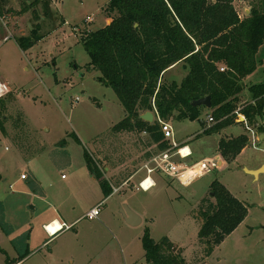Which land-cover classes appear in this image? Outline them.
I'll use <instances>...</instances> for the list:
<instances>
[{
	"label": "rangeland",
	"instance_id": "obj_1",
	"mask_svg": "<svg viewBox=\"0 0 264 264\" xmlns=\"http://www.w3.org/2000/svg\"><path fill=\"white\" fill-rule=\"evenodd\" d=\"M109 1L52 0V18L42 21L40 34L43 37L26 50L19 46L17 38L30 33L34 21L32 12L18 13L22 8L21 0H10L4 14H0V35L7 32L14 35L0 47V78L10 87L8 92L0 95L5 99V107L1 112L5 118V129L0 127V173L3 176L0 181V199H3L5 217L9 223L17 228L24 224L32 228V249L38 248L43 234L46 235L40 220L48 211V204L36 194H41L43 190L53 192L55 194L51 195L54 196V203H58L61 196L68 197L67 185L70 181H77L76 192L87 188L85 176L81 172L72 174L69 160L74 159L77 171L84 169L85 151L98 156L102 147L99 141L107 138L111 127L126 115L114 89L103 84L98 79L100 72L90 67V56L82 39L108 22L110 14L106 7ZM253 1H234L241 17L249 13ZM258 56L261 63L244 80L246 88L240 95L238 109L252 98L248 87L264 80V44ZM186 74L187 67L181 62L170 68L165 78L180 82ZM207 111L204 110L201 121L165 120L172 125L176 140L198 131L188 143L193 145L195 159L200 166L196 179L190 185L184 186L177 180L169 183L170 178L167 177L168 180L162 179L157 185L144 190L139 186L142 173H138L109 202L117 211V201L126 199L131 208L143 217L142 225L131 230L133 232H125L130 238L128 244L121 238L123 264H131V255L136 264H151L145 259L142 243L146 228L155 240L169 236L181 248L188 263L264 264V173L255 177L246 170L257 169L264 162V138L261 137L264 134V116L252 125L255 134L259 136L254 145L253 134L242 122V115H237L235 123L219 132L203 133L216 123L207 120L210 115ZM17 118L22 119L23 124L16 125ZM241 134L248 135L249 143L237 159L225 166H222L220 160L218 167L207 171L208 156L219 152L220 139ZM142 136L145 137L144 133L138 134L135 131L116 136L121 139L122 142L118 144H122L119 147H123L126 154L117 152L126 158V163L108 174L109 178L129 168L135 170L145 161H140L146 151V147L141 144ZM112 137L115 135L112 134ZM108 149L114 152L117 148L108 146ZM131 159L136 160L135 165ZM24 172L27 179L20 177ZM157 172L163 174L159 170ZM62 174L67 179H62ZM214 180L222 182L240 199L247 206L248 214L214 252L206 256V244L198 239L201 225L198 206L204 197L213 196L210 185ZM50 184L52 186L48 187ZM114 190H119V187ZM65 208L68 209L66 205ZM117 216L121 217L120 213ZM90 221L84 218L79 227L83 230L87 226L88 229L93 228L94 224ZM70 231L59 240L51 239L43 248L36 249L34 255L27 261L26 258L22 264H45L47 258L44 255L49 254L50 248H55L59 241L65 247L61 253L57 252V256L69 253L74 263L54 259L52 264H91L88 257L96 256L98 251L89 248L90 243L84 238L83 232L78 241L73 234L75 230ZM116 233L123 236L119 230ZM48 238L47 235L44 239ZM102 239L97 237L92 244H100ZM12 246L0 228V264H7L8 258L16 256ZM122 255L118 252L115 264H122Z\"/></svg>",
	"mask_w": 264,
	"mask_h": 264
},
{
	"label": "trees",
	"instance_id": "obj_2",
	"mask_svg": "<svg viewBox=\"0 0 264 264\" xmlns=\"http://www.w3.org/2000/svg\"><path fill=\"white\" fill-rule=\"evenodd\" d=\"M234 1H109L106 7L110 14L108 22L82 38L90 56V67L100 72L98 79L103 84L114 89L126 111L124 118L111 127L100 144L109 143L108 146L118 149L116 144L122 141L117 135L146 131L141 140L146 151L141 159H149L166 150L170 142L164 138L155 108L159 117L167 121H201L204 110H208L206 113L216 122L203 131L208 134L235 123L234 112L240 107V95L246 88L244 80L261 63L258 54L264 44V0H254L245 17L240 16ZM9 3L10 0H0V14H4ZM21 5L18 13L31 11L34 20L30 33L17 38L19 46L26 50L43 37L40 34L42 21L52 18V0H21ZM181 62L187 67L186 76L180 82L167 80L165 73ZM248 89L252 98L242 105L240 112L252 127L264 116V80L252 83ZM207 95L212 99L210 109L192 104L193 100ZM4 107L5 99L0 97V127L3 130L5 118L1 112ZM146 111L155 113L154 121L141 117ZM15 122L23 124L20 118ZM248 143L247 134L221 138L218 151L231 163ZM84 156L89 171L108 196L112 187L101 161L87 151ZM114 160L115 164H120L126 158L119 155ZM133 171L129 168L120 172L115 182L120 184ZM2 178L0 173V180ZM210 191L213 196L210 193L198 206L201 220L198 239L206 244V256H210L248 214L247 206L219 180L211 183ZM0 228L7 235L14 232V226L6 220L2 200ZM29 239V230L11 238L18 255L8 258L7 264H22L32 252ZM142 243L145 259L151 264H192L185 260L181 248L169 236L155 240L146 228Z\"/></svg>",
	"mask_w": 264,
	"mask_h": 264
},
{
	"label": "crops",
	"instance_id": "obj_3",
	"mask_svg": "<svg viewBox=\"0 0 264 264\" xmlns=\"http://www.w3.org/2000/svg\"><path fill=\"white\" fill-rule=\"evenodd\" d=\"M31 29H32V27L30 28V30ZM0 80L5 82V80H3L1 78H0ZM201 131H202V129H201ZM197 133H198V131L194 132L192 134H189L186 137L178 138L177 141L178 142H186L188 144L193 139V136L196 135ZM261 137L264 138V134ZM188 145L190 146V148L192 150V155L189 156L188 158H185L184 160L189 164L197 163V161H196L197 159H195V157H196L195 156V149H194L192 144H188ZM101 146L102 147L99 149L98 156H94V155L93 156L96 159H98L99 161H101V163H102L101 167H103L104 174L110 180L112 192L108 196H106L104 194L103 190L101 189L99 181L89 171V168L87 166L85 159L83 161L84 169L82 168L81 171H77V168L75 167L74 159L69 160V162L71 163L70 169L72 171V174L77 175V173L81 172V174L83 176H85L86 185L88 187L85 189H82V190H78L76 192V188H77L76 182L77 181L75 179L70 181L69 184L67 185L68 186L67 194H69L68 197H62L61 196L62 199L60 201L58 200V203H54V199H53L54 196H52V195H54L55 193L53 194V192H51V193L50 192H44V190H43L42 192H40L41 194H38V193L36 194V196L41 201H44L48 204V207H47L48 211H46L45 215L41 218L42 220H40V222L42 223L41 227L43 228V230L46 234V235L43 234V237L41 238V240L44 239L47 235L49 237L48 239H44L42 241L40 240L38 248H36V249L43 248L47 244V242L50 241L51 239H53V241L59 240V238L61 236H63L67 232H71L70 230L74 229L75 232H73V234H75L76 240L79 241V236L83 232L84 238H86L87 241L90 243L89 248H92V249H95L96 251H98L96 256L88 257V259H89L88 261L91 264H113L114 259H117V257H118L117 256L118 252L121 253V255L123 254L122 259H120V261L122 260V264H123V262H124V248L122 246L121 238L124 242H126L128 244L130 242V238L127 235V233H125V232L135 230V228H137L139 225H142L143 217H141L137 212L134 211L133 208H131L129 203L126 202L127 201L126 199H124L125 201L124 200H118L117 201V202H119L118 203L119 207L117 208V211L114 210V207L111 203L109 205V202L111 200H113V198H115V196H117L119 193H121V191L124 189V186L129 184L135 178V176H137L138 173H142L141 176L144 177L145 171L144 170L141 171L139 169L140 167H137L133 171V174L129 178H127L126 180L121 181L120 184L115 182V180H114L115 176L114 175L112 177H110L114 180V182H112L111 179L108 177V174H111V172H113V170L118 169L119 167L123 166L126 163V160H124L120 164H115L113 161H115L114 159L119 156V152H117V151H121V154H126L123 152V151H125V149L123 147L120 148L119 147L120 144H118L116 147H119L118 149H120V150L116 149L113 152L111 149H108L107 143L105 145L101 144ZM103 146L106 148L105 150H104ZM121 146H122V144H121ZM221 156H222L221 153L217 152V154L212 155V156L209 155L208 157H211V158L213 157L215 159L218 158L217 164H219V161L221 159V161L223 162L222 166H225L228 162L223 156H222V158H223L222 159ZM84 158H85V156H84ZM174 159L178 160V161L181 160V158L177 157V156L174 157ZM141 160L144 161L147 159H140V161ZM131 161L134 165L136 164L135 159H131ZM263 164H264V162H262L258 166V168L260 166H262ZM160 173H163V172H160ZM163 174H159L157 171L152 173L151 176H152L156 185L162 179H164V180L167 179V177L170 178V181H168L169 183H171L173 180H176V179H174V178H172L166 174L165 175H163ZM61 176H62V179H67V176H65V174H62ZM27 178H22V179H27ZM139 182H140V180H139ZM48 184H49V182H48ZM11 186H12V184H11ZM50 186H52V184H50L48 187H50ZM116 187H119V190H117V191L114 190V188H116ZM63 193H66V192H63ZM77 198H79V199H77ZM0 200L3 201V199H0ZM99 203H102L99 216L97 218H89L88 216H86V213L91 208L98 205ZM65 205L68 207V209L65 208ZM116 207H117V205H116ZM126 209L137 214L138 217L136 220L139 221V222H137V224L131 225L126 221V219L123 215V211ZM77 211H80V212H77ZM118 213H120L121 217L117 216ZM84 218H88L89 220H91L90 222H91V224H94V227L88 229V226H87V227H85V230H83V228L81 229L79 227V224L84 220ZM138 218H139V220H138ZM52 221L59 222V224L66 223V224L70 225L71 227L70 228H63L58 233H56L55 235H50L46 231L45 225L52 222ZM124 226H128V227H124ZM27 227H28V224H24L20 228H17L16 226H14V232L12 235H7L5 233L4 234L6 236H8L9 241L11 243V238L13 236L22 234L25 231L29 230L30 231L29 244H30V248H31V243L33 241V239H32L33 233H32V228L31 227L27 228ZM116 230H119L123 236H118V234L116 233ZM131 232H133V231H131ZM97 237H99L100 239L103 238L100 241V244H92V241L97 240ZM12 247H13V252L16 254V256H13L11 259H14L17 257V251L14 248V246H12ZM64 247L65 246L63 244H61V242L59 241V243H57L55 248H50L49 254L44 255L47 258V260H45L46 261L45 264H47V262H48V264L54 263V259L60 260L61 262H64L65 260H67V263H69V262L74 263V259L72 258L71 254H69V253L68 254L64 253L63 256H57V252L61 253L63 251ZM2 249L7 251L6 248H2ZM36 249L31 248L32 252L26 257L27 259L25 258L26 261L34 255V253L37 251ZM130 257H131L130 263L136 264V262H135L136 260L132 257V255ZM25 259L22 261V263L26 262Z\"/></svg>",
	"mask_w": 264,
	"mask_h": 264
},
{
	"label": "built area",
	"instance_id": "obj_4",
	"mask_svg": "<svg viewBox=\"0 0 264 264\" xmlns=\"http://www.w3.org/2000/svg\"><path fill=\"white\" fill-rule=\"evenodd\" d=\"M13 37L14 35L12 32H7L4 35H0V47L5 42H7ZM221 69L224 70L225 67H222ZM9 90H10L9 85L6 82L0 80V95L4 94L5 92H8ZM240 110L241 109L235 110L234 112L235 118H238L242 115L241 116L243 118L242 122H244L248 130H251L253 134V144L255 145L259 136H257L253 128L249 126L245 115L242 114ZM155 111L157 113L162 131L164 133V138L170 142V146L166 150L159 152L158 154L145 160L142 163L139 169L141 171L142 170L146 171V175L140 180L139 186L144 190H148L152 188L155 185V182L151 175L157 170L178 180L183 185H190L196 179V176H197L196 173L200 166L198 165V163L189 164L184 160L185 158H188L189 156L192 155V150L190 146L186 142H178L175 138V132H174L172 125L159 117L156 108H155ZM207 120L214 121V118L212 115H209L207 117ZM144 133H146V131H144ZM185 149H188V150L184 152ZM176 156L180 157L181 160L179 161L175 160L174 157ZM217 163H218V159L213 158L211 160V157H208V161L206 164L208 166V169L206 170L209 171L213 167H218ZM21 177L26 178V173L24 172L23 174H21ZM101 205L102 203H99L98 205L91 208L86 213V216H88L89 218H97L100 213ZM55 222L56 221H52L45 225V229L50 235H55L63 228L71 227L70 225L66 223H62V224H59V226L56 227L54 230H51V226L55 224Z\"/></svg>",
	"mask_w": 264,
	"mask_h": 264
},
{
	"label": "water",
	"instance_id": "obj_5",
	"mask_svg": "<svg viewBox=\"0 0 264 264\" xmlns=\"http://www.w3.org/2000/svg\"><path fill=\"white\" fill-rule=\"evenodd\" d=\"M192 104L198 105V106L202 105V106H205L206 108L210 109L212 107V99H211L210 95H207V96L201 97L199 99L193 100ZM141 117L147 121H150V122L154 121V119H155V115L152 111H147V112L143 113L141 115ZM246 170L249 171L250 173L254 174L255 177H257V176H259V174L264 173V164L257 169H246ZM123 215H124L126 221L131 225H135V224H137V222H139L136 220L138 217L137 214L133 213L132 211H129L126 209L123 211ZM138 220H139V218H138Z\"/></svg>",
	"mask_w": 264,
	"mask_h": 264
},
{
	"label": "bare ground",
	"instance_id": "obj_6",
	"mask_svg": "<svg viewBox=\"0 0 264 264\" xmlns=\"http://www.w3.org/2000/svg\"><path fill=\"white\" fill-rule=\"evenodd\" d=\"M188 149H185L184 150V152L185 151H187ZM59 226V222H55V224H53L52 226H51V230H54L56 227H58Z\"/></svg>",
	"mask_w": 264,
	"mask_h": 264
}]
</instances>
